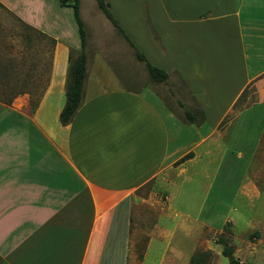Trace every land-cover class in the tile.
Wrapping results in <instances>:
<instances>
[{
    "label": "crops",
    "instance_id": "crops-1",
    "mask_svg": "<svg viewBox=\"0 0 264 264\" xmlns=\"http://www.w3.org/2000/svg\"><path fill=\"white\" fill-rule=\"evenodd\" d=\"M13 4L16 20L53 48L37 97L0 98V264H145L149 248L162 242L158 264H187L189 245L184 255L168 249L177 230L186 244L195 241L206 226L198 219L208 197L198 205L190 196L180 203L164 188H179L191 177L209 180L211 165L255 163L264 133V0H140L141 39L122 28L146 60L176 82L183 109L201 111L198 125L186 123L150 86L124 83L96 53L87 58L82 104L62 126L68 59L78 55L80 41L77 48L58 0ZM79 14L82 20L80 0ZM94 24L102 30L101 22ZM253 86L259 100L222 125ZM232 148L237 153L230 159ZM188 153L191 158L173 166ZM241 167L239 195L260 196L263 185ZM150 182L164 195L154 225L164 232L151 234L138 254L137 237L150 232L141 224L146 201L135 192ZM164 217L173 228L160 225Z\"/></svg>",
    "mask_w": 264,
    "mask_h": 264
},
{
    "label": "rangeland",
    "instance_id": "rangeland-1",
    "mask_svg": "<svg viewBox=\"0 0 264 264\" xmlns=\"http://www.w3.org/2000/svg\"><path fill=\"white\" fill-rule=\"evenodd\" d=\"M109 1L113 7L110 12L115 19L117 18L119 25L123 29L127 26L134 34H136V30L139 32L137 26L139 25L140 7L138 3L140 0ZM0 2L4 5L0 3V98L7 100L17 92H30L32 97H37L45 86L53 43L16 20L10 12L15 8L13 0H0ZM63 13L67 15V19L73 27L72 36L76 43L75 46L78 48L79 39L72 11L66 7L63 9ZM80 13L82 20L86 22L84 28L87 37V58L101 53L112 63L124 83L134 88L150 86L166 105L183 117V109L178 102L180 101V91L176 82L172 79H167L163 83L153 82L143 63L136 59L134 50L110 25L95 6L94 0H80ZM93 13H99V16L94 18ZM98 22L103 24L102 30L95 27L94 23ZM95 34L106 35L96 37ZM136 36L139 38L140 34H136ZM134 37L135 35H132L135 40ZM255 91L256 88L253 86L244 92L228 119L243 106L252 105L259 100ZM36 99L34 98V100ZM231 150L233 154L230 159H233L237 149L232 148ZM240 166L247 168L246 172L249 176L256 177L259 185L264 187V133L257 148L255 163L249 165L226 163L222 165L221 169H218L217 165H211L213 173L209 180L191 177V182H184L179 188L165 186L164 192L170 197L173 196L180 203L182 199H187L190 196L193 205L194 201L198 205L202 196L208 197L198 219L201 224L206 226L197 229L195 241L186 244L188 241L184 239L182 232L177 230L168 251L171 248H176L180 254L184 255L189 245L190 257L199 255L202 258V263L199 264H228V258L221 254V246L216 243V239L223 234L228 237L229 244L233 247L232 256L242 264H264V188L258 197L240 196L237 187L239 182L237 176L242 174L237 171L240 170ZM231 175L236 177L230 178ZM226 176L228 177L226 178ZM153 186L154 183L150 182L135 192L137 197L146 201L143 202L145 204L140 213L141 224L143 229L150 232L147 237L144 234L137 237L138 243L135 248L138 254L143 252L151 234L164 232L163 228L162 230L159 228L158 231L154 227L158 215L161 214L159 211L164 206V195L158 191L155 192ZM156 207L158 211H156ZM188 212L193 217L195 212ZM160 225L168 229L173 228L172 221L165 217L160 220ZM194 225L200 226L198 223ZM163 238L162 236V240ZM162 243L158 245L153 243L154 245L147 251L145 264H158L159 255L165 246Z\"/></svg>",
    "mask_w": 264,
    "mask_h": 264
},
{
    "label": "trees",
    "instance_id": "trees-1",
    "mask_svg": "<svg viewBox=\"0 0 264 264\" xmlns=\"http://www.w3.org/2000/svg\"><path fill=\"white\" fill-rule=\"evenodd\" d=\"M98 9L103 13L106 19L112 24L116 29L117 33L121 35L129 46L134 50L135 57L138 61L142 62L145 66V69L149 75V78L156 83H163L167 80L168 74L164 70L153 66L150 64L143 54L134 46L130 39L125 34L122 27L114 19L112 14L109 11V4L104 0H95ZM58 3L61 7H69L72 10L73 19L77 26V33L80 41V48L78 55L73 58L71 54L68 59V68L65 82V103L63 108L59 113V122L62 126H65L70 123L74 117L76 111L82 104L84 85L87 78V57L85 53V44H86V34L83 27L82 20L79 14V0H58ZM25 26V25H23ZM30 29L28 26H25ZM32 109L35 107L33 100L30 101ZM183 109V106L179 104ZM183 117L188 124L198 125L203 120V115L201 111H188L183 109ZM228 117L224 119L222 125L228 122ZM192 157L191 153L186 154L177 160L173 166H178ZM216 243L221 246V254L227 258L232 255L233 247L229 244V239L227 236L221 234L217 239ZM202 258L199 255H193L189 258L188 264H199L202 263ZM228 264H242L237 258H234Z\"/></svg>",
    "mask_w": 264,
    "mask_h": 264
},
{
    "label": "water",
    "instance_id": "water-1",
    "mask_svg": "<svg viewBox=\"0 0 264 264\" xmlns=\"http://www.w3.org/2000/svg\"><path fill=\"white\" fill-rule=\"evenodd\" d=\"M233 259H234V256H232V255L229 256V257H228V263H229L230 261H232Z\"/></svg>",
    "mask_w": 264,
    "mask_h": 264
}]
</instances>
